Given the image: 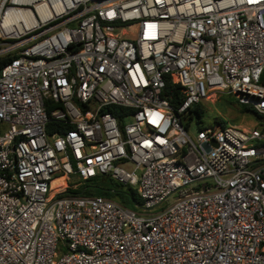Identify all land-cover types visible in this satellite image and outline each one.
Here are the masks:
<instances>
[{"label":"built area","instance_id":"built-area-1","mask_svg":"<svg viewBox=\"0 0 264 264\" xmlns=\"http://www.w3.org/2000/svg\"><path fill=\"white\" fill-rule=\"evenodd\" d=\"M0 57V264H264V0H0ZM101 173L137 211L51 193Z\"/></svg>","mask_w":264,"mask_h":264},{"label":"trees","instance_id":"trees-1","mask_svg":"<svg viewBox=\"0 0 264 264\" xmlns=\"http://www.w3.org/2000/svg\"><path fill=\"white\" fill-rule=\"evenodd\" d=\"M8 59V57H0V69ZM164 94L172 96L170 102L171 105L176 108L181 101L178 85L173 84L172 81H167L166 87L164 88ZM235 101L238 103V110L240 113L247 114L255 120L261 118V115L251 105L240 103L237 99H235ZM190 113L191 114L188 119L182 123L184 127L187 128L189 126V120L193 114L196 115L197 124L199 127H201V118L206 113L202 103L192 106L190 108ZM211 124L214 127L224 126L226 121L221 118H214ZM55 191H58L59 194L71 193L83 196L102 195L120 203L125 207L133 206L134 204L138 205L141 203L140 195L135 187L129 184H124L112 178L109 174L103 173L97 174L96 176L85 180H80L77 185L74 183L64 185Z\"/></svg>","mask_w":264,"mask_h":264},{"label":"rangeland","instance_id":"rangeland-1","mask_svg":"<svg viewBox=\"0 0 264 264\" xmlns=\"http://www.w3.org/2000/svg\"><path fill=\"white\" fill-rule=\"evenodd\" d=\"M235 97L231 95H218L212 99L202 102V106L206 110V113L202 116V125L211 124L214 118H221L228 121L229 124L234 126H251L255 124V119L247 114H242L238 110V103L235 101ZM189 130L191 134H195L199 125L197 124V117L193 114L192 119L189 120ZM76 178H57L51 182V186L56 187V190L68 183H76ZM78 183V182H77ZM168 203V201L166 202ZM138 210L137 205L126 206Z\"/></svg>","mask_w":264,"mask_h":264},{"label":"bare ground","instance_id":"bare-ground-1","mask_svg":"<svg viewBox=\"0 0 264 264\" xmlns=\"http://www.w3.org/2000/svg\"><path fill=\"white\" fill-rule=\"evenodd\" d=\"M54 190H56V187H53V188H52V191H51V193H52Z\"/></svg>","mask_w":264,"mask_h":264}]
</instances>
